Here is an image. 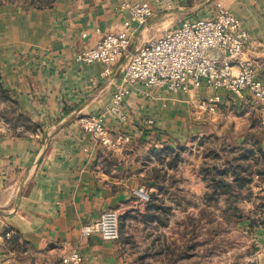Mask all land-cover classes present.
<instances>
[{
  "label": "crops",
  "instance_id": "0c3cea01",
  "mask_svg": "<svg viewBox=\"0 0 264 264\" xmlns=\"http://www.w3.org/2000/svg\"><path fill=\"white\" fill-rule=\"evenodd\" d=\"M144 1L0 0L2 82L35 125L25 133L0 129V264H63L73 251L82 254L81 264H138L126 246L122 216L139 201L141 187L153 193L164 173L177 180L171 147H187L210 114L225 120L249 107L243 116L262 118L248 93L150 89L125 79L128 56L108 75L100 62L76 60L103 36L121 31L132 32L133 53L183 20L207 16L219 2L250 34L242 57L264 79V0H208L203 6L206 0H174L137 27L122 4ZM123 87L128 120L105 121L131 141L113 151L82 128L80 117L105 111ZM215 94L222 100L211 111L207 102ZM108 209L120 212V239L83 235L82 227Z\"/></svg>",
  "mask_w": 264,
  "mask_h": 264
},
{
  "label": "rangeland",
  "instance_id": "374dc122",
  "mask_svg": "<svg viewBox=\"0 0 264 264\" xmlns=\"http://www.w3.org/2000/svg\"><path fill=\"white\" fill-rule=\"evenodd\" d=\"M248 111L225 120L210 114L187 147H171L177 180L164 173L162 184L153 193L145 187L148 197L139 195L122 216L138 264H264V124L243 116ZM34 127L0 73V129Z\"/></svg>",
  "mask_w": 264,
  "mask_h": 264
},
{
  "label": "built area",
  "instance_id": "2783aa9c",
  "mask_svg": "<svg viewBox=\"0 0 264 264\" xmlns=\"http://www.w3.org/2000/svg\"><path fill=\"white\" fill-rule=\"evenodd\" d=\"M173 3L174 0L125 2L122 8L129 11L134 26L140 27L148 22L156 8L169 9ZM249 41L250 34L243 29L241 20L218 2L207 16L185 19L133 53H130L132 32L121 31L103 36L94 47L79 52L76 60L83 64L100 62L104 65V74L108 75L122 57L128 56L125 79L140 82L150 89L167 88L176 93L206 86L216 91L225 89L238 96L251 93L262 105L264 124V79L258 76L253 63L242 57ZM128 93L125 87L120 88L105 111L80 117L82 128L108 150L120 149L131 141L126 133H113L105 121L108 116L121 122L128 120L124 106ZM221 100L222 97L215 94L207 102L208 108L214 111ZM138 194L148 197L145 187H141ZM120 227L119 211L108 209L85 224L82 234H99L106 240L117 241L121 236ZM6 237L10 238L11 232H7ZM82 261L83 256L78 251L62 258L63 264H81Z\"/></svg>",
  "mask_w": 264,
  "mask_h": 264
},
{
  "label": "trees",
  "instance_id": "16d2710c",
  "mask_svg": "<svg viewBox=\"0 0 264 264\" xmlns=\"http://www.w3.org/2000/svg\"><path fill=\"white\" fill-rule=\"evenodd\" d=\"M261 155H262V157L264 158V152H261ZM240 174H241V173H240ZM234 177H235V180H236V182H237L238 184H240L241 186L244 185V182H243L244 180L241 179V178H239V174H236ZM225 185L228 186V185H230V184L225 183Z\"/></svg>",
  "mask_w": 264,
  "mask_h": 264
},
{
  "label": "water",
  "instance_id": "95a60500",
  "mask_svg": "<svg viewBox=\"0 0 264 264\" xmlns=\"http://www.w3.org/2000/svg\"><path fill=\"white\" fill-rule=\"evenodd\" d=\"M208 2V0H206L205 2H203L202 6L205 5Z\"/></svg>",
  "mask_w": 264,
  "mask_h": 264
}]
</instances>
